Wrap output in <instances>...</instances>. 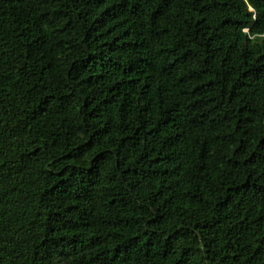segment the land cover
Listing matches in <instances>:
<instances>
[{
    "label": "trees",
    "instance_id": "obj_1",
    "mask_svg": "<svg viewBox=\"0 0 264 264\" xmlns=\"http://www.w3.org/2000/svg\"><path fill=\"white\" fill-rule=\"evenodd\" d=\"M0 264H264V0H0Z\"/></svg>",
    "mask_w": 264,
    "mask_h": 264
}]
</instances>
